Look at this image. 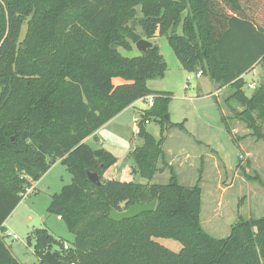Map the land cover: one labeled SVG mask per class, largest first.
<instances>
[{
	"label": "trees",
	"instance_id": "obj_1",
	"mask_svg": "<svg viewBox=\"0 0 264 264\" xmlns=\"http://www.w3.org/2000/svg\"><path fill=\"white\" fill-rule=\"evenodd\" d=\"M158 36H167L186 72L202 71L220 89L231 88L230 99L243 108L235 117L264 141L258 124L264 123V82L251 97L244 92V76L264 69V0H0V264H22L1 232L58 162L72 183L52 197L48 211L74 241L66 251L67 243L48 229L33 231L42 264L54 246L61 264H264V217L238 220L226 238L210 236L201 225V187L181 185L167 161V132L185 128L171 122L172 93L148 84L163 78L168 64L154 43L135 57L119 52ZM114 78L126 83L115 85ZM149 97L154 105L142 112L143 145L131 153L149 184L106 180L116 159L85 140ZM147 121L160 123V139L146 130ZM166 170L168 184L152 185ZM153 201L154 212L121 223L110 218L112 209ZM155 238L183 248L175 253Z\"/></svg>",
	"mask_w": 264,
	"mask_h": 264
},
{
	"label": "rangeland",
	"instance_id": "obj_2",
	"mask_svg": "<svg viewBox=\"0 0 264 264\" xmlns=\"http://www.w3.org/2000/svg\"><path fill=\"white\" fill-rule=\"evenodd\" d=\"M138 32L141 33V30L138 29ZM153 42L164 56L168 71L163 78L150 81L149 88L172 93L168 105L171 122L184 124L185 128V131L170 129L167 132L163 145L167 161L174 167L181 185L192 188L198 184L201 187V225L205 232L217 239L226 238L238 220L264 217V186L259 182L264 183V141L254 136L245 122L235 117V112H242L243 108L230 99L234 93L231 88L218 92V85L209 75L197 79L186 72L180 66L167 36H158ZM135 48L122 47L119 52L126 57H135L139 55ZM255 70L245 78L244 92L248 97L264 82L263 67L259 65ZM113 83L120 85L126 82L122 78H114ZM136 107L145 111L148 105L141 100ZM132 114L127 112L122 118V138L106 133L101 137L104 142L102 146L97 148L92 141L90 145L95 146L94 150L109 152L116 159L115 164L104 173L106 180L145 185L149 182L136 172V163L131 157L142 139L134 133ZM224 114L227 124L223 122ZM258 124L264 135V123L259 120ZM227 125L232 134L228 133ZM146 130L160 139L159 122L152 121ZM159 166L162 167L161 164ZM52 170V174L37 190L38 194L26 197L28 203H20L1 232L6 246L22 264H42L35 252V240L31 237L37 229H48L69 247L74 241V235L65 223L48 211L53 195L51 192L61 184L69 185L72 181L68 178L72 175L60 163L54 165ZM169 180L170 173L166 170L157 174L151 184L165 185ZM60 188L62 191L63 188ZM14 236L18 239H14ZM154 241L175 253L183 248L175 240L155 238ZM59 249L54 246L51 251Z\"/></svg>",
	"mask_w": 264,
	"mask_h": 264
},
{
	"label": "crops",
	"instance_id": "obj_3",
	"mask_svg": "<svg viewBox=\"0 0 264 264\" xmlns=\"http://www.w3.org/2000/svg\"><path fill=\"white\" fill-rule=\"evenodd\" d=\"M143 39H146V40H148L147 38H143ZM148 41H150V42H152V43H154L153 42V39H151V40H148ZM136 49V48H135ZM137 50V49H136ZM138 51V50H137ZM139 52V51H138ZM140 53V52H139ZM181 66V65H180ZM182 67V66H181ZM256 70H253L252 72H255ZM252 72H250V73H252ZM248 75V74H247ZM204 76V75H203ZM203 76L201 77V79L203 78ZM246 78V75L244 76V79ZM189 79V78H188ZM191 79V78H190ZM200 79V78H199ZM226 89H228V87H225V88H222V89H220L219 88V86H218V92H221V91H223V90H226ZM138 102H140V101H138ZM138 102H136L135 104H133L132 106H130L129 108H127L125 111H123L121 114H119L118 116H116L114 119H112L110 122H108L105 126H103L99 131H97L94 135H92V136H90L89 138H87L86 140H85V143L86 144H88L90 147H95V146H91L90 145V143H91V141L92 142H94L95 143V145H97V148L98 147H100V146H102L103 144H104V142H103V140H102V136L103 135H105L106 133H108V134H110V135H113V136H119V137H121L122 138V136H121V130L123 129V125H122V118H123V116L127 113V112H133V114H132V122L134 123V121H135V119H138V118H140V116H141V113H142V110H139L137 107H136V105L138 104ZM224 117H226V114H224ZM151 124V123H150ZM149 124V125H150ZM148 126V125H147ZM146 126V127H147ZM134 140V139H133ZM132 140V141H133ZM143 145V139H141V144L139 145V146H137V147H140V146H142ZM136 147V148H137ZM111 149V148H110ZM135 148H133L132 149V151L134 150ZM131 151V152H132ZM214 154V153H213ZM216 156V155H215ZM218 157V156H217ZM60 162H58L57 164H59ZM56 165V164H55ZM52 172H53V170H52V168H51V170H49V172H47V174H45V176H43L42 177V179L40 180V181H38V182H36V183H34L33 184V187L31 188V189H29L28 190V192H27V194L25 195V197H24V199H23V201L21 202V204L22 203H28L29 202V199H27L26 197H30L31 195H33V194H38V192H37V190H40L39 188L45 183V181L47 180V178L52 174ZM105 178H107V177H105ZM68 179H70V181H72V177L71 178H68ZM72 183V182H71ZM70 183V184H71ZM64 186H66V185H64ZM64 186H62V184H61V186L59 185L58 187H57V189H55L54 190V192H51V194L53 193V195H52V197L54 196V195H56V194H59L60 193V191L61 190H59V188L60 187H64ZM62 188H60V189H62ZM45 190L48 192V193H50L49 192V190H48V188H45ZM42 191V190H41ZM48 196H50L49 194H48ZM32 197V196H31ZM51 197V196H50ZM52 199V198H51ZM58 218V217H57ZM59 220V219H58ZM7 222V221H6ZM6 222H5V225H6Z\"/></svg>",
	"mask_w": 264,
	"mask_h": 264
},
{
	"label": "water",
	"instance_id": "obj_4",
	"mask_svg": "<svg viewBox=\"0 0 264 264\" xmlns=\"http://www.w3.org/2000/svg\"><path fill=\"white\" fill-rule=\"evenodd\" d=\"M153 43L142 39L136 43L135 47L139 52H146L151 49ZM88 178L90 182L97 187H101V181L99 176L96 173H88ZM157 201H153L150 204H135L130 206L127 210L123 212H119L115 209L111 210L110 218L114 222L121 223L123 221L135 219L143 214L154 212L156 209ZM60 252L58 251H48L43 253V258L45 259L47 264H61L60 261Z\"/></svg>",
	"mask_w": 264,
	"mask_h": 264
},
{
	"label": "built area",
	"instance_id": "obj_5",
	"mask_svg": "<svg viewBox=\"0 0 264 264\" xmlns=\"http://www.w3.org/2000/svg\"><path fill=\"white\" fill-rule=\"evenodd\" d=\"M193 75H194L195 78L199 79V78H201V77L203 76V72H202V71H199L198 73L193 74ZM188 80H190V78H189ZM143 101H145V103H147V105H148L147 110L150 109V108H152L153 105H154V98H153V97H149L148 99L143 100ZM142 112H143V111H142ZM142 114H143V113H141L140 118L135 119V121H134V133H135L136 135H138V136H139V133H140V123H141V121H142V118H141V117H142ZM150 123H151V122L147 121V122L145 123V125L147 126V125H149ZM59 219H61V218L59 217ZM7 234H8V233H7ZM8 235H11V234L9 233ZM13 238H14V239H18L17 236H14ZM69 249H70L69 245L66 244V245H65V250L68 251Z\"/></svg>",
	"mask_w": 264,
	"mask_h": 264
}]
</instances>
